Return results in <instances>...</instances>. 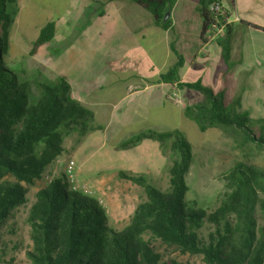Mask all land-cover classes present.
<instances>
[{"label": "trees", "instance_id": "obj_1", "mask_svg": "<svg viewBox=\"0 0 264 264\" xmlns=\"http://www.w3.org/2000/svg\"><path fill=\"white\" fill-rule=\"evenodd\" d=\"M148 10L156 25L168 29L175 0H130ZM221 0H199L203 19L202 40L230 17L211 9ZM9 4L13 6L9 8ZM16 6V8L14 7ZM17 12L16 0H0V264L1 228L14 212L28 202L26 184H34L64 152V139L74 130H93V112L72 96L65 76L53 83L40 82L33 101L30 82L20 81L4 60L9 51L10 28ZM243 25L264 30L263 26L242 21ZM230 23L220 40L223 57L230 64ZM56 20L48 21L34 40L31 53L51 41ZM178 60L159 73L155 83L167 82L203 93L204 99L187 105L185 113L200 130L224 127L232 130L239 143L264 147V118H252L240 111L238 100L228 102L224 90L215 92L201 82H183L179 69L184 58L175 47ZM173 137L178 158L170 167V187L164 191L144 175L120 170L119 176L144 187L146 199L138 204L129 223L122 229L110 224L106 209L96 197L74 189L61 174L35 193L27 211L31 248L30 264H191L166 257L154 245L174 247L184 253L201 254L204 264H264V168L240 161L230 175L231 190L213 212L187 199V175L193 161V147L177 130L139 132L120 143L130 148L151 138L161 143ZM212 227L206 240L205 224Z\"/></svg>", "mask_w": 264, "mask_h": 264}, {"label": "rangeland", "instance_id": "obj_2", "mask_svg": "<svg viewBox=\"0 0 264 264\" xmlns=\"http://www.w3.org/2000/svg\"><path fill=\"white\" fill-rule=\"evenodd\" d=\"M16 4L17 12L13 16L14 19L10 28L9 51L4 55V60L7 66L17 73L20 81L30 82V97L33 101L38 98L40 93L38 85L40 82H55L57 78L63 76V73H68L69 68L72 71L77 69L74 64L81 65V70L86 71L84 77L92 78L93 76H90L92 69L90 64L93 61L90 59V55L92 52L99 51L96 48L101 50L99 52H117L121 49L120 46L114 45L117 39V36L113 34L116 30L114 21H110V28L108 24V36L106 42L100 48L97 39H91L90 32L82 31L80 25H83L84 13L86 12L82 1L73 5L74 12L67 14L65 11L68 7V0H16ZM14 7L16 8V6ZM190 7L191 3L183 6V9L176 10V14L183 17L186 8ZM9 8L12 9L13 6L9 4ZM245 11L247 10L240 8L237 14L243 16V18L259 22L264 26V0H257L253 11ZM70 13L72 16L75 13L76 23H78L75 28V37H68L66 32V22L70 20ZM56 14H64L60 21L59 40L53 42V46L50 48L55 56L60 51V61L57 67L59 74L47 66L42 68L38 66L36 64L37 53H31L33 42L38 37L41 28L47 21L52 20ZM191 16V22L187 29L188 43L182 42V38H179L178 43L179 52L189 65L193 63L197 53L201 55L199 49L202 46V42L199 40L202 26L201 18L197 12H192ZM182 26L181 24L177 26L176 33L182 29ZM158 31L160 30H155L154 39L160 38ZM161 32L164 34L161 39L171 38L170 31L165 32L162 30ZM145 49L146 47L143 51L140 50L139 46L134 47V59L132 61L134 63V76L132 77L134 84L157 78L159 73L163 72L165 68L172 67L178 60L177 56H174L175 58L168 57L164 51H160L159 54L153 57L146 54ZM63 62H67V65H62ZM218 63L217 56H212L211 67H215ZM56 74L58 77H55ZM183 77L185 82H201L205 85L212 80V77L206 73V69L202 70L196 67L183 72ZM228 89L229 92L226 95L228 102L238 100L240 104L236 106L240 111H248L250 116L255 119L264 118V81L252 86L241 81L239 86L228 85ZM181 94L180 96L186 98V102L190 105L204 99L203 93L187 86L182 88ZM184 98L182 105H185ZM165 109L169 113L159 122L151 120V124L128 125L121 133H117L111 127L106 134L98 132L87 139L79 149H76L77 145L85 140L83 134L78 132L76 135H72L74 131L68 134L64 139V152L62 155L45 170L41 179L34 184H26L28 202L17 209L13 217L8 219L1 228L3 251L1 264H30L27 251L31 248L32 242L30 228L26 222L27 211L35 198L36 191L61 174H66L74 189L81 190L101 201L100 204L106 209L110 224L113 227L122 229L129 223L138 204L146 199V192L143 186L120 177L119 171L117 172L113 164L125 168L123 162L126 158L128 156L133 158L142 153L140 149L145 143L135 148L122 150L120 154L115 150L114 145L118 143L117 140L124 136H133L138 132L147 131L149 128H156V126L181 131L193 147V161L187 175L189 184L187 199L204 208L207 212L216 210L226 194L230 192V175L240 161L264 168V147L259 148L251 143H239L235 139V133L228 128L214 127L202 131L196 122L190 120L192 118L189 117L190 119L180 121L177 110H174V108L170 110L167 105ZM155 113L152 110V115ZM156 115L158 113L154 117ZM173 140L174 138L171 137L163 143L164 168L161 171H155L151 167L148 169L149 172L144 174L151 183L164 191L170 187L169 170L178 158V155L173 151ZM149 149L152 153L156 150L154 146ZM70 159L76 161L72 177L68 174ZM142 160V158L138 159L134 166L142 165ZM211 230V225L207 223L202 228L201 235L207 240ZM154 245L166 257L176 258L191 264H204L201 254L184 253L174 247L163 245L160 241H156Z\"/></svg>", "mask_w": 264, "mask_h": 264}, {"label": "crops", "instance_id": "obj_3", "mask_svg": "<svg viewBox=\"0 0 264 264\" xmlns=\"http://www.w3.org/2000/svg\"><path fill=\"white\" fill-rule=\"evenodd\" d=\"M79 1H82L86 11L83 25H80L82 31L90 32L91 39H97L98 47L100 48L106 42L108 24L110 28V21H114L116 30L113 34L117 36L114 42L116 44L114 45L120 46L121 49L117 52H99L101 50L96 48L99 51L92 52L90 55V59L93 61L90 64L92 68L90 76L92 75L93 77L90 79L87 76L84 77L86 71L81 70L82 68L79 64H74L77 69L72 71L69 68L68 73H63V76L67 78L71 85L72 96L93 112L96 125L93 130L83 134L85 140L78 144L76 149L81 148L85 141L96 133L106 134L111 127L117 133H121L128 125L151 124V120L159 122L169 113L165 109L166 105L170 110L174 108V110L178 111L180 121L187 120L189 117L185 113V107L190 105L186 102L187 99L183 97L185 105H178L168 98L171 92L181 94L183 87L167 82L155 83L156 78L134 84L132 78L134 76V63L132 61L134 59L135 46H139L140 50L143 51L146 47V54L153 57L159 54L160 51H164L168 57L175 58L177 55L172 46L180 54L179 38H182V42L188 43L187 29L191 22L192 12L199 14L201 25L203 26V19L199 11V0H175L169 15L171 24L168 29L156 25L153 15L148 10L130 0H68V7L65 13L74 12L73 5ZM256 2L257 0H221L222 6L227 9L231 17L230 27L226 30H229L231 39L230 64L226 63L223 57V47L220 44V40L224 39L225 30H222L215 39L205 42L201 38V26L199 38L202 42V46L199 49L201 55L197 53L195 60L189 65L181 54L184 58V64L179 69V75L183 82H185L183 72L193 67L202 70L206 69V73L212 77L211 82L206 85L211 86L215 92L224 90L226 95L229 92L228 85L239 86L242 81L252 86L264 81V30L243 25L242 21L255 23L260 26H263V24L249 18H243V16L237 14L240 8L247 10L245 12L253 11ZM189 3H191V7L186 8L185 15L183 17L178 16L176 10L183 9V6ZM62 15L64 14H56L52 18V20L57 22L55 36L51 41L41 45L36 55V64L38 66L41 68L47 66L58 74L57 67L60 61V51L55 56L54 52L50 51V48L53 46V42L59 40ZM70 15V20L66 22V32L68 37H75V28L78 23H76L75 13H73V16L71 13ZM235 17H238L239 20H234ZM237 21H239L238 24ZM179 24L183 26L176 33L175 30ZM155 30H160L158 31L159 39H154ZM162 30L165 32L170 31L172 34L171 38L161 39L164 36L161 32ZM214 55L217 56L219 63L215 67H211L210 63ZM62 65L66 66L67 62H63ZM168 69L165 68L163 72ZM55 77H58L57 74ZM152 110L153 113H158L156 117H154L156 113L152 115ZM190 120L195 122L193 119ZM168 129L170 128L156 126V128H149L148 130L169 131ZM78 132L80 130L76 129L72 135H76ZM130 137V135H127L117 140L118 143L114 145L115 150L121 154L122 150L135 148L143 143L145 145L140 149L142 153L133 158L128 156L126 160L124 159L123 165L125 168L113 164L117 172L122 170L131 174L144 175L149 172L148 169L151 167L155 171H161L165 165L163 143L156 139L146 138L130 148H120V143ZM110 139L113 140L111 137ZM152 146L156 149L153 153L149 149ZM140 158L143 159V164L134 166V163Z\"/></svg>", "mask_w": 264, "mask_h": 264}, {"label": "built area", "instance_id": "obj_4", "mask_svg": "<svg viewBox=\"0 0 264 264\" xmlns=\"http://www.w3.org/2000/svg\"><path fill=\"white\" fill-rule=\"evenodd\" d=\"M211 9H214L215 11H217L219 13V15H223L226 11L223 9L224 6L222 5H219L215 2H213L211 5H210ZM234 20H239L238 17H235ZM231 22V17H228L224 23L221 24L220 27H217L215 30H213L212 33L208 34L207 36V39L208 40H213L215 39L218 34L225 29V26ZM168 98L170 100H172L174 103L178 104V105H182L183 104V98L182 96H180L177 92H171L169 95H168ZM76 166V161L75 159H70L69 162H68V174L72 177L73 176V170ZM101 202V201H99Z\"/></svg>", "mask_w": 264, "mask_h": 264}, {"label": "water", "instance_id": "obj_5", "mask_svg": "<svg viewBox=\"0 0 264 264\" xmlns=\"http://www.w3.org/2000/svg\"><path fill=\"white\" fill-rule=\"evenodd\" d=\"M169 15H170V14L168 13V14L166 15V17H165V18L167 19V18L169 17Z\"/></svg>", "mask_w": 264, "mask_h": 264}]
</instances>
